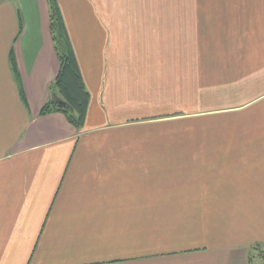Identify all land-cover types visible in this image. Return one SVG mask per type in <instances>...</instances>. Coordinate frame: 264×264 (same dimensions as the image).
Wrapping results in <instances>:
<instances>
[{"label":"crops","instance_id":"obj_1","mask_svg":"<svg viewBox=\"0 0 264 264\" xmlns=\"http://www.w3.org/2000/svg\"><path fill=\"white\" fill-rule=\"evenodd\" d=\"M57 1L81 129L41 115L60 71L49 0H0V264H250L264 0Z\"/></svg>","mask_w":264,"mask_h":264},{"label":"trees","instance_id":"obj_2","mask_svg":"<svg viewBox=\"0 0 264 264\" xmlns=\"http://www.w3.org/2000/svg\"><path fill=\"white\" fill-rule=\"evenodd\" d=\"M49 2L50 27L55 48L60 59V71L56 81L51 86L52 98L43 108L41 115L45 116L53 113L64 114L72 126L81 129L86 121L90 104V94L85 87L58 1L49 0ZM18 15L20 32H22L23 21L20 13ZM10 62L16 78L19 79V72L13 49L10 53ZM20 92L22 100L27 105L23 89H21ZM56 98L62 99L67 103V106L64 107L59 105ZM71 109H73V111ZM262 259L264 261V256Z\"/></svg>","mask_w":264,"mask_h":264},{"label":"rangeland","instance_id":"obj_3","mask_svg":"<svg viewBox=\"0 0 264 264\" xmlns=\"http://www.w3.org/2000/svg\"><path fill=\"white\" fill-rule=\"evenodd\" d=\"M251 256L250 264H264L262 259L264 256V245L254 248Z\"/></svg>","mask_w":264,"mask_h":264},{"label":"water","instance_id":"obj_4","mask_svg":"<svg viewBox=\"0 0 264 264\" xmlns=\"http://www.w3.org/2000/svg\"><path fill=\"white\" fill-rule=\"evenodd\" d=\"M56 101L58 102L59 105H62V106H64V107L67 106V103L64 102V101H63L62 99H60V98H56ZM71 110L73 111V109H71Z\"/></svg>","mask_w":264,"mask_h":264}]
</instances>
